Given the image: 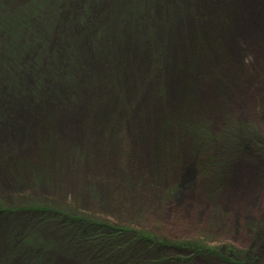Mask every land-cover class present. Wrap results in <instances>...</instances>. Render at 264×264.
Listing matches in <instances>:
<instances>
[{
    "label": "rangeland",
    "instance_id": "374dc122",
    "mask_svg": "<svg viewBox=\"0 0 264 264\" xmlns=\"http://www.w3.org/2000/svg\"><path fill=\"white\" fill-rule=\"evenodd\" d=\"M46 1L0 0V211L13 217L0 221V264H27L26 250L29 264H226L210 252L257 244L264 0ZM17 23L28 27L20 39ZM44 206L153 245L107 256L96 243L52 249L42 236L71 230L19 210ZM16 223L43 235L13 255Z\"/></svg>",
    "mask_w": 264,
    "mask_h": 264
},
{
    "label": "trees",
    "instance_id": "16d2710c",
    "mask_svg": "<svg viewBox=\"0 0 264 264\" xmlns=\"http://www.w3.org/2000/svg\"><path fill=\"white\" fill-rule=\"evenodd\" d=\"M37 3H41L44 5V3L49 4V1L37 0ZM27 28L28 27H26L24 23H17L12 27H10L11 31H15V35H17V37L15 38H19V39L21 36H23V32L24 31L26 32ZM12 44L14 47L16 45V42L13 41ZM21 48L24 52H29L32 47L31 45L25 44ZM13 61H14V56H13ZM17 61L18 59H16L14 63H7V65L11 68L12 66L15 65ZM238 130L240 131V128H238ZM32 208H37V209H33L34 213H42L43 219H45L46 217L51 218L52 220H56L57 223L60 224L64 229L67 228L71 230L67 233L63 231L56 235L49 230V236L47 235L42 236L46 240L52 242V243L50 242L52 244L51 245L52 249L55 246H57L58 248V243L61 245V247L72 246L76 248H82L83 246H87L86 244L91 245L96 243L95 246L98 248L102 256L103 255L107 256L108 254H113V252H118V254H121L123 253L122 250L125 247L135 246L134 243H136L137 245V243L140 241L146 243L148 246L153 245V240L151 238L145 236L144 234L138 231L108 226L105 223L101 222V220L99 219H92L81 215L72 214L69 211L65 210L64 208H53L51 206H44V207H25L24 209H19V210H24L23 212H26L25 210ZM8 218H13V217H10L9 214L6 213V211L1 210L0 221L4 220L5 226L9 224L8 222H6L9 220ZM10 227H11L10 232L14 233L16 236L15 241H17V244L15 245L17 246L19 244L18 246H21L19 248L12 246L13 255L17 254L15 252H20L17 249L26 248L28 245L37 247L35 244L41 242L39 237L37 236V233H39L40 235H43V233L37 227H34L32 230L31 226H26L23 228L20 224L17 223L11 225ZM74 228L79 233V235L76 238L71 237V232ZM253 233H254V238L258 243L254 244V246H252L251 248H248L247 251L242 252L231 249V250H226L225 252H220L221 250L220 249V250H214L213 252L211 251L209 257L220 258L226 264H264L261 259V257L264 256V249L261 251V248L259 247L260 242H262L264 239V228L260 225H254ZM11 240H13V238ZM159 246L160 248L163 247L164 250H167L170 245L163 243ZM173 247L183 251L193 250L192 253L196 251V254L197 253L199 254V252H203L197 248H193L190 246L187 247L186 245L184 246L174 245ZM204 253H206V251ZM199 255H203V254H199ZM32 256L33 253L31 251L26 250L25 252H21L20 257H25L27 264H29L31 263ZM86 257H88V253H86ZM182 259L183 258H180V262H177V260H175L171 262V264H185L187 260L182 263L181 262Z\"/></svg>",
    "mask_w": 264,
    "mask_h": 264
},
{
    "label": "bare ground",
    "instance_id": "6f19581e",
    "mask_svg": "<svg viewBox=\"0 0 264 264\" xmlns=\"http://www.w3.org/2000/svg\"><path fill=\"white\" fill-rule=\"evenodd\" d=\"M224 1V3H225V6H227V4L230 2V0H223ZM217 10L218 9H213V12H215V13H217ZM189 27H191V24H189V26H188V28ZM189 31V35H188V42H190V45H194V40H193V34H192V31L191 30H188ZM180 45V48L182 49V48H184V47H186V45L185 44H183V43H181V44H179ZM189 45V46H190ZM190 48V47H189ZM178 49H176V51H177ZM204 58H202L200 61H198L199 63H197V65L199 66V67H201V68H203V67H205L203 64H204ZM182 74H184V73H181V74H179V75H177V77L175 78V82H176V92H179V91H182L183 93H184V89L183 88H181L180 87V85L182 84V82H184V81H187L188 80V76L186 75V77H185V75H182ZM173 97H175V93L173 94ZM175 105H178V109L176 110V111H172L173 113V115H176V114H174V113H178V112H180V111H182V110H180V108H179V106H181V105H183V103H181V102H178L177 104H175ZM175 105H173V106H171V109L170 110H172V108L175 106Z\"/></svg>",
    "mask_w": 264,
    "mask_h": 264
}]
</instances>
